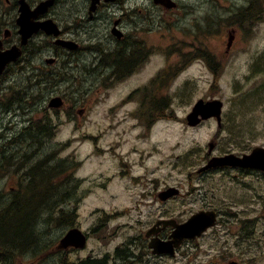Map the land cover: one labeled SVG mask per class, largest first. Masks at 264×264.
<instances>
[{"label": "rangeland", "instance_id": "1", "mask_svg": "<svg viewBox=\"0 0 264 264\" xmlns=\"http://www.w3.org/2000/svg\"><path fill=\"white\" fill-rule=\"evenodd\" d=\"M17 1L0 0V35L15 25ZM29 1L35 4L43 0ZM65 1L56 0L55 9L57 20L67 26L76 23L81 1L62 4ZM175 1L178 7L167 8L153 0H114V11L91 21V26L87 23L85 36L79 33L81 26L75 27V38L94 40L107 33L114 21L122 34L114 35V43L115 37L121 40L126 34L138 51L137 63L125 74L108 78L103 71L83 70L79 64L65 67L62 57L51 59L56 58L49 51L53 38L41 35L34 36L39 53L32 60H23L22 70H15L16 79L0 80V150L5 152L0 155V207L30 180L37 186L38 168L36 177L32 176L33 168L30 174L28 170L53 152L45 167L62 161L63 171L56 169L58 181L67 179L62 187L67 203L60 208H75L76 212L73 224L35 221L40 243L34 233L32 247L15 258L14 264H83L89 259L106 260L103 264H212V260L219 264L234 260L264 264V218L253 220L249 212L241 217L227 215L217 228L182 249L178 247L174 256L170 252L156 256L147 241L146 231L158 219L185 222L195 212L198 197L206 205L222 204L221 199L210 196L215 188L211 183H221L224 187L220 188L229 192L227 179L218 182L213 177L218 178L219 173L198 172L201 164L212 155L238 150V136L251 143V148L264 145V106H259L262 114L255 116L256 96H243L241 83L242 70H264V22L261 29L257 30L258 24L252 32L259 35L250 38L246 29L247 37L237 39L233 49L227 50V17L233 11L226 0ZM96 25L99 34L95 33ZM130 46L132 43L123 52L121 48L117 51L121 61L130 59L126 58ZM244 46L242 50L260 48L256 52L259 56L238 51ZM205 53L210 54V65L201 59ZM131 70H135L133 74ZM210 70H218L219 79L213 80ZM137 87L145 89L143 104L137 95L125 96ZM208 96L225 101L231 122L221 131L216 121L199 127L187 124L194 104ZM55 97H61V106H51ZM149 103L156 104L157 110L147 109ZM139 110L153 114L152 122L135 117ZM238 117L239 122L246 119L253 126L244 131L231 128ZM39 123L47 124L51 135L43 137L40 145L35 137ZM216 139L219 148L210 153L209 142ZM150 147L153 151L147 153ZM17 179L22 186H16ZM169 187L180 188L182 194L162 201L158 194ZM221 193L223 190L216 192ZM231 199L238 210L249 209L248 202H241L236 194H231ZM70 227L89 232L87 246L59 251L57 244ZM143 249H149L145 263L127 258L128 252L136 255Z\"/></svg>", "mask_w": 264, "mask_h": 264}, {"label": "flooded vegetation", "instance_id": "2", "mask_svg": "<svg viewBox=\"0 0 264 264\" xmlns=\"http://www.w3.org/2000/svg\"><path fill=\"white\" fill-rule=\"evenodd\" d=\"M69 1L70 0H66L62 4L71 3ZM73 1H81V3L78 4L77 6L78 13L76 14L75 20L76 19L77 20L75 24L70 23V25L65 26L57 20L56 18L57 9H55L57 4H55L54 7L49 10V12L45 15V17L54 19L62 30L61 38L64 41H74L77 44V47L74 49H70L63 45L55 44L52 41V43L50 44L51 46L49 47V51H51V53H53L56 56L55 59L57 61H59V57H62L65 67H73V64L75 65V67H78L79 64L80 68H82L83 70H113L112 71L113 76L114 75L118 76V73H120L121 75L125 74L128 70H130L133 64L137 63L136 57L138 51L134 50L133 47L134 42L131 41L129 39V36L126 34H124L121 40H118V38L115 37L116 43H114V35H115L114 32H116V29H118L116 26H114V21L111 22L112 25L109 24V29L105 34H99L100 30L97 29V25L94 26L95 33L99 34L98 36L95 37L94 40L75 38L76 26L82 27L79 33L80 34L83 33L85 36L89 32L87 29V25H88L87 23H89V26H91L93 23L91 21H96L101 19L102 16H104L105 12L111 13L112 11H114V1L106 2V0H100L94 11H92L90 8L92 0H73ZM226 1H227L226 6L233 11L227 17L228 27L225 32V39L227 40L226 47L227 50H230V48L233 49L237 39H244L247 37L245 33L246 29L250 33V38L252 37L254 38L256 35H259V34H252V32L254 31L255 27L258 24L260 25L258 26L257 30L261 29V26L264 22V0H226ZM35 5H33V7ZM18 14L19 12H18V4H17V7L14 11L15 25H13V27L11 28H5L3 35H0V40L2 41L0 48L1 51H7L14 46L15 47L19 46L21 50L20 57L16 61H10L9 63H7L6 67L4 68L5 70L4 73L0 75V80L3 79L6 82H12L16 79L15 70H22L21 64L24 59L28 60V58H30L32 60L33 56L39 53V44L34 40V36L44 35L42 33L34 35L31 39L28 40L26 44L22 45V35L19 33V27L16 23V18ZM243 41L248 42L245 40ZM131 43L132 46H130L128 56L126 57L130 59L128 60L123 59L121 61L117 56L118 55L117 51H119L121 48L123 52L125 46L131 45ZM116 46L119 47L117 48L118 50L116 49ZM259 49L260 48H255L251 50L249 49H245V50L237 49V50L249 52L253 57H258L259 55L257 56L256 52ZM34 68L37 69V66H35ZM133 71L135 70H131V73ZM242 71H243V75L241 78V83L245 87V92L243 96L245 97L252 95L256 96L257 102L253 107V112L257 111V115L255 116H259V113L260 115L262 114V111L260 110L259 106H264V70L260 72L259 70H242ZM2 86L3 85L0 83V87ZM144 86L146 89V85ZM145 89H140L138 87L135 90L131 89L129 94H126L125 96L131 98L136 94L137 91H144ZM213 97L214 96H208L207 99ZM10 110L11 108L9 107L7 108L6 111H10ZM155 118L157 119L158 116H155ZM215 121L216 118L211 117L207 120L201 121L199 124L201 125L206 122H215ZM229 122L231 121L228 120V116L226 115V111H225L222 120L219 122L217 121V126L219 127L218 130L221 131L223 128L226 127L227 123ZM232 123L233 126L231 128H237L239 131H244L247 128L253 126V124L246 119H242L239 122V117L235 121H232ZM2 135L3 134H1V136ZM237 139L239 140V149L230 150L229 152H225V153L228 154L233 153L236 154V156L242 157V155L246 156L247 154H250L255 148L264 149V145H257L254 146L252 149L251 143L246 142V140H244L242 137L239 136ZM214 148H219L218 141H215ZM4 153L5 152L0 150V155H3ZM23 159L25 160L26 156H24ZM35 165L29 168L28 173ZM213 172L219 173L218 176V178L220 179L219 182H221V178H226L229 181L230 191L226 192L224 188L223 189L220 188L219 185L223 186V184L221 183H219V185L213 189L212 191L213 193L210 194V196L215 197L217 199H221L222 200L221 205H215V204L206 205L203 199L199 197L195 200L194 202L195 212L192 213V215L200 212H212L216 214L215 224L208 230L212 228H217L224 221V218H227V215L230 214H234L236 216L239 215L241 217L243 214L245 215L247 212H249L251 216L250 218L253 220L258 218H264V168L251 169L241 166L222 165L219 167H214L213 169H210L208 171L209 175L210 173ZM213 179H217V178L213 177ZM30 182L31 180L28 183ZM17 183L18 184L16 186H22L21 184H19L20 181H18V179H17ZM221 190H223V193L216 194V192H219ZM231 194H236L241 202H248L249 209L238 210L237 204L233 202L231 199ZM243 219L245 220L247 218L244 216ZM171 227L172 226L166 228L164 224H157V226H155L152 229V232L154 234L151 235L147 234L148 243L149 242L152 243L153 241L159 243L161 241L170 240L171 239L170 235L173 233L174 227H172L173 228L172 232L169 234L168 237L166 233L168 229H170ZM204 234H202L201 236H203ZM201 236H197L192 239L185 240V243L180 247V249L188 245L190 241L199 239ZM69 250H74V249L70 248L65 252ZM148 250L147 251H145L144 249L140 250L136 255L134 254V252L132 253L128 252L127 258L131 260L136 259L142 263H145L146 255H148ZM155 255L161 256L163 254L156 253ZM105 261L106 260L97 262L94 259H89L85 261L83 264H102V262L104 263ZM212 264H219V261L212 260ZM221 264H225L224 261L223 262L221 261ZM228 264H240V262L234 260Z\"/></svg>", "mask_w": 264, "mask_h": 264}, {"label": "trees", "instance_id": "3", "mask_svg": "<svg viewBox=\"0 0 264 264\" xmlns=\"http://www.w3.org/2000/svg\"><path fill=\"white\" fill-rule=\"evenodd\" d=\"M37 129L36 138L39 145L45 140L44 138H51L47 124L39 123ZM53 154V152L46 154L45 158L33 167L32 176L34 173L36 177L35 170L37 168L39 170L38 177H36L39 178L37 186L36 183L30 182L25 186L28 193L18 192L10 202L0 207V264H14L17 254H23L27 248L32 247L34 233H36L37 243H40V232L35 228V221L36 223L41 220L48 223L70 221V224H73L76 217L75 208L69 210L60 208L63 206L62 203H67L62 191L67 179L58 181L60 174L56 169L59 167L63 171L64 165L62 161H59L52 167H45V163H48L47 156ZM53 170H56L57 174L51 176ZM57 183H63V185L59 187ZM59 198L61 200H58ZM45 214L47 217L43 216ZM119 251L122 252L123 248Z\"/></svg>", "mask_w": 264, "mask_h": 264}, {"label": "water", "instance_id": "4", "mask_svg": "<svg viewBox=\"0 0 264 264\" xmlns=\"http://www.w3.org/2000/svg\"><path fill=\"white\" fill-rule=\"evenodd\" d=\"M20 6V16L18 18V24L20 26V34L22 35V44L27 43L28 39L32 34L38 31L40 28L46 30L48 33H55L59 35L60 31L56 29V25L49 20L46 22L36 23L34 18L38 17L40 14L45 13L49 7L53 5L55 0H43L41 1L35 9H31L27 0H19ZM155 3L161 4L167 8H172L176 6V3L172 0H154ZM65 45L64 42L58 40ZM1 43V42H0ZM20 55L19 48H13L8 51H0V74L3 72L5 65L11 61L17 59ZM61 97H55L51 100V106L59 107L62 105ZM221 105L220 101L204 102L200 100L193 108V111L188 115V121L191 125H196L201 121L199 115L202 118L207 119L211 116H217L218 120L221 119ZM234 156L224 157L219 159H214L211 164H242L247 166H253L255 168H264V149L255 148L251 155L245 156L244 158L237 157L238 161L233 160ZM177 191L174 189H169L160 194L162 199H166ZM166 223H172L177 226V230L173 233L174 239L169 241H161L159 243H153L152 247L155 248V252L164 253L170 252L174 253V247L179 246L185 237H195L200 235L205 229H207L211 224L214 223V218L210 217L208 214L200 213L193 216L188 222L177 225L174 221H165ZM87 243L86 235L77 227L71 228L60 240L58 248L67 249L71 246L76 248H84Z\"/></svg>", "mask_w": 264, "mask_h": 264}, {"label": "bare ground", "instance_id": "5", "mask_svg": "<svg viewBox=\"0 0 264 264\" xmlns=\"http://www.w3.org/2000/svg\"><path fill=\"white\" fill-rule=\"evenodd\" d=\"M50 77V76H49ZM48 80V79H47ZM47 83V82H46ZM34 128H35V126H34ZM36 129V128H35ZM30 131H31V129H30ZM32 131H35V130H32ZM31 131V132H32ZM37 131V130H36ZM31 134V133H30ZM32 135V134H31ZM34 136H35V134H33ZM37 135V134H36ZM36 137V136H35ZM30 138V137H29ZM253 149V148H252ZM252 151V150H251ZM243 156V155H242ZM164 229V228H163Z\"/></svg>", "mask_w": 264, "mask_h": 264}]
</instances>
